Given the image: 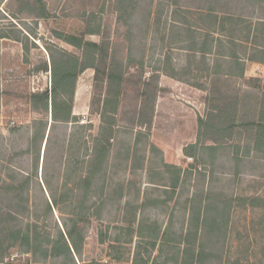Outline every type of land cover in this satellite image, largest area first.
Returning <instances> with one entry per match:
<instances>
[{
	"label": "rangeland",
	"instance_id": "obj_1",
	"mask_svg": "<svg viewBox=\"0 0 264 264\" xmlns=\"http://www.w3.org/2000/svg\"><path fill=\"white\" fill-rule=\"evenodd\" d=\"M175 3L191 21L210 7L240 27L264 20V0H0V264L32 261L16 236L55 239L81 200L85 261L132 264L139 250L147 264H178L191 205L202 201L220 211L194 242L201 264H264V142L254 147L249 124L264 107V60L222 78L239 107L214 113L201 57L188 56L174 28ZM104 133L106 176L96 173L86 196L93 139ZM48 189L60 209L47 211Z\"/></svg>",
	"mask_w": 264,
	"mask_h": 264
},
{
	"label": "trees",
	"instance_id": "obj_2",
	"mask_svg": "<svg viewBox=\"0 0 264 264\" xmlns=\"http://www.w3.org/2000/svg\"><path fill=\"white\" fill-rule=\"evenodd\" d=\"M174 28L182 31L179 42L183 44V49H186L188 56L194 57L197 53L201 57L200 65H196L197 68L201 67L204 71L205 76L208 77V80L211 84V92L215 93V96L207 97V100L215 99L217 102V107L214 108V113L219 114L222 110H225L227 107H230L233 112L238 110V101L236 97H231V101H228L229 95L224 91L220 90L219 85H217L222 78H227L229 76H236L239 78L244 77V66L245 59L248 60H264V45H260L261 42L264 44V20H260L258 25H262L261 33L262 36L253 34L252 31L257 32V27L254 26L250 21L248 24H244L240 27V19H235L232 15H222L223 11L215 9L213 7L206 9H197L196 19L199 22L191 21V12L188 9H184L176 3L174 4ZM230 20L229 24H226ZM73 42V41H70ZM76 46H79V43H73ZM97 45H95L96 47ZM263 46V47H262ZM241 49V51L239 50ZM260 53V54H259ZM191 54V55H190ZM211 57V62L207 61V56ZM189 59V65H192L194 61L193 58ZM192 59V60H191ZM204 76V75H203ZM174 78L179 79L180 77L176 72H174ZM195 86L202 88L204 85L202 83H195ZM209 89V90H210ZM208 90V89H206ZM55 92V90H54ZM45 100L48 98V93H45ZM233 98H235L233 100ZM225 99L227 101H225ZM52 118L54 121L57 119L56 108L57 104L55 98L52 99ZM108 99L105 100L107 104ZM67 106V104H65ZM48 107V105H47ZM263 104H261V109L259 111L260 119L255 122H249L252 126L256 127V138L254 141V147H260L264 142V110ZM67 117L63 120L64 122L69 121L70 115V105L67 106ZM213 113L210 114V117ZM211 120V119H210ZM200 123L204 122L201 119ZM209 121V118L208 120ZM206 121V122H207ZM248 124V123H246ZM211 126V125H210ZM108 129V128H105ZM200 131L197 135L196 143L200 142ZM111 136L109 133L103 134L100 138H94V147L93 152L90 154L89 166L87 171V176L84 177L86 196L88 195V189L90 186V181L97 173L101 177L106 176L107 172V162L111 146ZM208 140H214L213 136H209ZM214 143L216 141H213ZM193 145V144H191ZM205 147L210 149H215V144L205 145ZM192 156V155H191ZM168 166V165H166ZM181 171L180 167L174 166V183L172 186L174 189L177 187L179 180V172ZM49 188V187H48ZM75 188V184H74ZM49 191V189H48ZM68 191H73L72 187ZM65 192V191H64ZM68 193V192H66ZM258 200V198H250L252 205ZM64 199H58L55 193L49 191V200H45L47 211H51L52 206L58 207L60 202H63ZM71 203L73 201H70ZM202 201H198L196 204L191 205L190 212V227L184 234L180 236L182 240L183 248L181 249L180 262L178 264H201L202 258L204 255V248L202 242L198 244V249H195L194 242L196 239L201 240V232H205V225L208 223L206 215L210 210H215L219 212L217 208L209 203L201 205ZM86 200L78 201L74 203V207L71 210V216L68 219H63L64 230L57 229V236L55 239H50L49 237L42 238L39 234L34 232L22 233L16 236L23 244L27 245V248L24 249V252H31L33 260H29L27 264H43L47 259L56 260V264H78L75 262V256L78 257V261L81 264H103L100 261L90 260L85 261L80 258L83 249V240H84V222L86 219L84 209H88L85 205ZM55 207V208H56ZM224 213H227L229 210L228 205L223 207ZM21 233V232H19ZM156 238V237H154ZM104 237L101 236V241H104ZM132 264H147V260L142 258L139 250H136Z\"/></svg>",
	"mask_w": 264,
	"mask_h": 264
},
{
	"label": "crops",
	"instance_id": "obj_3",
	"mask_svg": "<svg viewBox=\"0 0 264 264\" xmlns=\"http://www.w3.org/2000/svg\"><path fill=\"white\" fill-rule=\"evenodd\" d=\"M247 62H250L254 66H259V64L262 63V61H260V60H248V59H245L244 63H247ZM244 69H245V66H244Z\"/></svg>",
	"mask_w": 264,
	"mask_h": 264
}]
</instances>
